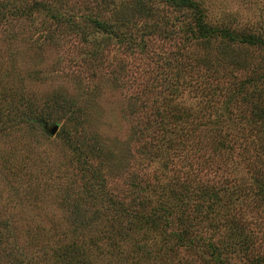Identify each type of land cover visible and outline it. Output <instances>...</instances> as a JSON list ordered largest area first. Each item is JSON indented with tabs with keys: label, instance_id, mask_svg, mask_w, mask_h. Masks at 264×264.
Here are the masks:
<instances>
[{
	"label": "rangeland",
	"instance_id": "rangeland-1",
	"mask_svg": "<svg viewBox=\"0 0 264 264\" xmlns=\"http://www.w3.org/2000/svg\"><path fill=\"white\" fill-rule=\"evenodd\" d=\"M179 1L0 0V264H264V0Z\"/></svg>",
	"mask_w": 264,
	"mask_h": 264
},
{
	"label": "trees",
	"instance_id": "trees-1",
	"mask_svg": "<svg viewBox=\"0 0 264 264\" xmlns=\"http://www.w3.org/2000/svg\"><path fill=\"white\" fill-rule=\"evenodd\" d=\"M158 1H161V2H164L165 4H170V3H173L175 0H158ZM181 5V6H186V7H189V8H192V9H195V10H197V8H196V5H194L192 2H190V1H188V0H182V1H179V3H176V6H178V5ZM150 12V11H149ZM197 13H199L198 12V10L196 11ZM149 18H153V16H154V14H151V12H150V14L148 13V15H147ZM200 19H201V16H198V18H197V27H199L200 26V29H202L205 33H208V34H211V33H213L214 31H210V30H208L206 27H205V25L203 26V25H201V21H200ZM201 30V31H202ZM222 34L221 35H223L224 37H226L230 42H232V43H238V44H244V43H248V44H259V45H261V46H263L264 44H263V42L262 41H259L257 38H255V37H251V36H248V37H246V39H244V38H242V39H237V37L235 36V35H233V34H231L230 33V31H227V30H223L222 32H221ZM208 96V95H207ZM206 97V96H205ZM64 105V104H63ZM176 110V112L177 113H174V112H171V113H169L168 115H169V117H171V116H173L172 117V120H170L171 121V123L173 124V125H175L177 128H178V130H179V142L178 143H176V142H174V141H171L170 143L171 144H173L174 143V145H176V146H178V150H180L181 151V147H183V145H184V141H183V139H184V136H183V131H184V129L185 128H187V127H189V126H186V124H189V122L191 123V125L193 124V122H195V123H198V121H196L195 119H196V117H193V116H187L188 114L187 113H185L184 111H182L181 109H177V108H175ZM161 119L162 118H165V115L164 116H161L160 117ZM250 119H252V125H251V127L249 128V131H252L253 132V135H252V138L253 137H257V138H259V136H260V140H261V142H260V149H261V151L263 152V154H264V108H259V107H257L256 108V112H255V114H252V116L250 117ZM164 124H165V122L164 121H162ZM163 126H167V125H163ZM197 126L198 125H195V126H192V128H193V130H195L196 131V129H197ZM202 126L204 127V125L202 124ZM163 131H164V129H163ZM231 139H234V137H231V135L230 134H225V137H222V140L224 141V143L227 141H230ZM240 139L242 140V142H244L245 143V140H246V138L245 137H240ZM248 141V140H247ZM166 142H168V141H165L164 143H166ZM250 142V141H249ZM222 144V146L220 145V146H218L219 148L221 147L223 150H226V154H224V163H225V167H228L229 165H228V161H229V154L231 153V151H232V148L229 146V145H226V144ZM251 143V142H250ZM181 145V146H180ZM217 145V144H216ZM158 149V148H157ZM217 152V146H215V149H214V153H216ZM221 152V151H220ZM223 156V155H222ZM263 165V164H262ZM257 171V173L259 174V179L256 181L257 183H258V185H259V188H260V190L261 191H263L264 190V184L263 183H261L260 184V181H261V178H262V174H261V171H259V169H257L256 170ZM181 173H182V170H181ZM186 175H189V174H187L186 173ZM186 180V179H185ZM183 183H184V181H183ZM182 183V184H183ZM182 189H183V192L185 191V194H189L188 193V189H189V186L187 185V184H184V185H182ZM201 190V189H200ZM221 191H223V190H216V191H212L211 193L209 192L208 193V191L206 190V191H203V192H201V194H200V199H202V198H204V197H206V199H208L209 200V203L207 204V210L208 211H211V212H214V208H218V207H220V199H222V198H220V196H219V193L221 192ZM226 191V190H225ZM188 198H189V196H187ZM228 197V196H227ZM202 207H200V209H201ZM154 216V215H153ZM181 224H183V225H186V222H183L182 221V219H181ZM188 231H185V232H182L179 236H181V240H183V239H185V238H188ZM190 242H193V240H191ZM245 243L246 242H242V241H240L239 242V244H240V246H242V247H244L245 248ZM111 247V246H110Z\"/></svg>",
	"mask_w": 264,
	"mask_h": 264
},
{
	"label": "water",
	"instance_id": "water-1",
	"mask_svg": "<svg viewBox=\"0 0 264 264\" xmlns=\"http://www.w3.org/2000/svg\"><path fill=\"white\" fill-rule=\"evenodd\" d=\"M56 130H57V127H52V129L50 130V134L53 135L56 132Z\"/></svg>",
	"mask_w": 264,
	"mask_h": 264
}]
</instances>
